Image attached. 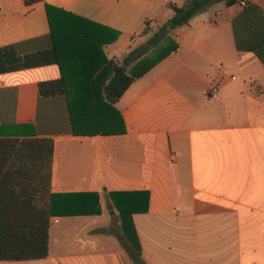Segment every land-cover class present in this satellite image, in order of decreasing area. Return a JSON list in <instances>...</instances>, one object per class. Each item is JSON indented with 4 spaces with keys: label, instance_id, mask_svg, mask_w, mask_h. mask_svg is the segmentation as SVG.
I'll return each instance as SVG.
<instances>
[{
    "label": "crops",
    "instance_id": "crops-1",
    "mask_svg": "<svg viewBox=\"0 0 264 264\" xmlns=\"http://www.w3.org/2000/svg\"><path fill=\"white\" fill-rule=\"evenodd\" d=\"M240 1L165 29L178 49L130 85L115 104L126 131L109 133L40 93L62 76L46 6L117 33L104 53L132 55L130 70L170 4L192 0H0V137L53 139L51 192L71 212L52 217L47 258L0 264H264V0Z\"/></svg>",
    "mask_w": 264,
    "mask_h": 264
},
{
    "label": "trees",
    "instance_id": "trees-1",
    "mask_svg": "<svg viewBox=\"0 0 264 264\" xmlns=\"http://www.w3.org/2000/svg\"><path fill=\"white\" fill-rule=\"evenodd\" d=\"M24 1L31 6L43 0ZM214 1L220 0H192L189 8L170 4L174 11L170 25L174 29L188 25L195 15ZM223 1L231 6L240 0ZM46 10L62 76L41 83V95L64 94L73 118L79 113L89 118L104 116L101 127L113 128L108 130L109 133H125L124 120L115 104L136 79L175 52L178 44L166 34L165 28H161L154 38L158 43L154 51L127 70L132 55L118 64L109 61L103 50L105 45L117 39V33L109 37L94 23L50 5ZM110 114L117 118L112 125ZM53 158L54 141L51 138L0 137V261L47 258L52 217L71 215L69 211L60 212L57 197L51 192ZM119 195L111 193V198L124 219L129 212L117 201ZM136 250V260L140 262L138 239Z\"/></svg>",
    "mask_w": 264,
    "mask_h": 264
},
{
    "label": "built area",
    "instance_id": "built-area-1",
    "mask_svg": "<svg viewBox=\"0 0 264 264\" xmlns=\"http://www.w3.org/2000/svg\"><path fill=\"white\" fill-rule=\"evenodd\" d=\"M241 4L244 5L245 3L242 2ZM219 91H220L219 84L214 83V84L211 86V88H210V90H209V92H208V96H209L210 98H212V99H217L218 96H219Z\"/></svg>",
    "mask_w": 264,
    "mask_h": 264
},
{
    "label": "water",
    "instance_id": "water-1",
    "mask_svg": "<svg viewBox=\"0 0 264 264\" xmlns=\"http://www.w3.org/2000/svg\"><path fill=\"white\" fill-rule=\"evenodd\" d=\"M172 29H173V27L170 24H168L167 31L170 32V30H172Z\"/></svg>",
    "mask_w": 264,
    "mask_h": 264
},
{
    "label": "rangeland",
    "instance_id": "rangeland-1",
    "mask_svg": "<svg viewBox=\"0 0 264 264\" xmlns=\"http://www.w3.org/2000/svg\"><path fill=\"white\" fill-rule=\"evenodd\" d=\"M182 5V4H181ZM168 27L166 26L165 29H167ZM151 37V36H150Z\"/></svg>",
    "mask_w": 264,
    "mask_h": 264
}]
</instances>
